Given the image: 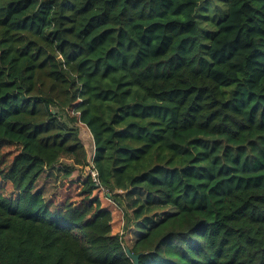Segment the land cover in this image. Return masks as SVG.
Wrapping results in <instances>:
<instances>
[{"label":"trees","instance_id":"1","mask_svg":"<svg viewBox=\"0 0 264 264\" xmlns=\"http://www.w3.org/2000/svg\"><path fill=\"white\" fill-rule=\"evenodd\" d=\"M127 250L264 264V0H0V264Z\"/></svg>","mask_w":264,"mask_h":264},{"label":"rangeland","instance_id":"2","mask_svg":"<svg viewBox=\"0 0 264 264\" xmlns=\"http://www.w3.org/2000/svg\"><path fill=\"white\" fill-rule=\"evenodd\" d=\"M80 135L82 137V140L85 144L86 150L88 152V156H91L94 152V142L91 133L89 130L84 126L80 124ZM77 175H82L84 177L87 176V169L82 170L80 172H76L73 174V177H76ZM62 173H59L58 170L54 171H48V173L44 174L43 177L40 180L39 185L41 187H44L48 194L52 193L57 185L61 182ZM75 187L72 186V190ZM101 196L105 198V193L102 192ZM104 205L108 206L112 212H113V219H114V232L120 233L123 226V214L120 208H118L113 202L106 201L104 199Z\"/></svg>","mask_w":264,"mask_h":264},{"label":"built area","instance_id":"3","mask_svg":"<svg viewBox=\"0 0 264 264\" xmlns=\"http://www.w3.org/2000/svg\"><path fill=\"white\" fill-rule=\"evenodd\" d=\"M94 156L95 152H93L92 156L90 157V165L87 168V174L91 176L92 180L95 183L99 184V173L93 162Z\"/></svg>","mask_w":264,"mask_h":264},{"label":"water","instance_id":"4","mask_svg":"<svg viewBox=\"0 0 264 264\" xmlns=\"http://www.w3.org/2000/svg\"><path fill=\"white\" fill-rule=\"evenodd\" d=\"M128 256L133 260L134 264H138L139 257L136 255H133L130 250H127Z\"/></svg>","mask_w":264,"mask_h":264}]
</instances>
